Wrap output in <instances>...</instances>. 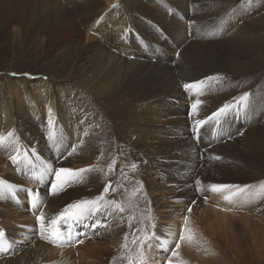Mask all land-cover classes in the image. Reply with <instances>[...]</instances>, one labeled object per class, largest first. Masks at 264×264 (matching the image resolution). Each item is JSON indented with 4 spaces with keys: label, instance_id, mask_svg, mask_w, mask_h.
<instances>
[{
    "label": "bare ground",
    "instance_id": "obj_1",
    "mask_svg": "<svg viewBox=\"0 0 264 264\" xmlns=\"http://www.w3.org/2000/svg\"><path fill=\"white\" fill-rule=\"evenodd\" d=\"M106 1L109 3L111 1L115 2V7L111 11L103 10L104 5L101 0H49L45 6L47 17L38 21L35 14L27 13L26 0H0V38L5 34L6 25H13L14 35H17L16 37L20 42L26 43L24 46L30 42L37 44L43 54H47L52 49L59 51L73 50L76 47L72 43L75 40H82L84 33H88V41L91 42L95 41L94 35L102 38L104 42L96 44L93 48L98 56L93 61L94 69L89 74H86L85 71L81 72L77 80L90 91L92 98L95 100L110 92L111 96L107 97V100L123 101L122 108L114 105L115 102L108 103L112 111L116 113L115 119L104 122V126L99 129L88 113L61 104L60 97L51 92L50 84L46 80L38 79L37 82H34L37 93L32 91L28 95L30 97L34 96L35 99L37 98L40 101L39 124L41 129L39 131L35 128L36 124L33 125L34 120L32 118L28 117V121L23 117L25 105L22 99H17L14 107L10 105L1 109L0 123H3L2 128L11 125L15 114L10 109H16L17 122L22 124L18 132L19 136H22L23 141L28 145V150L32 147L38 150L41 158L47 162L49 161L48 163L51 164L53 169L85 170L79 172L73 181L57 194H52V191L51 193H49L50 191L45 192L43 189L34 191L22 189L19 184H16L18 181L15 183V174L3 173L0 176V196L5 198V201L0 202V221L2 222H7V218L18 222L19 219L22 220V212H18L13 207L14 201L38 194L40 196L45 195L49 204L54 207L51 214L56 218L67 206L88 201L95 202V204L90 203L87 205L90 211L83 214L84 216L89 214L91 218L96 219L108 216L112 220L115 217L114 213L118 212L116 205L122 207L121 203H128L131 206L135 203L132 196L136 192L135 189L129 187L123 201L117 192L119 188L109 186L105 165L107 159H104V157L110 158L113 152L115 154V151L119 155V165L121 167L124 166L126 160L131 167L133 164L136 166L135 168H137V172L142 179L141 183L147 186V190L156 191L160 187H166L168 193L178 197L179 201H183V198L190 196L195 190L200 189L203 184L207 185L210 181L206 166H203L205 168L202 171H194L193 175V170L187 166L188 162H191L192 159L198 161L202 152L204 157H208L212 150L217 151L215 154L212 153L216 159H220L219 157L224 159L229 156V146H225L222 150L223 145L218 148H216L217 145L212 146L209 150L204 149L213 142L210 138H204V130L201 127L198 129L196 127V121L202 120L211 112L215 113L221 108L219 106H223L234 99L236 100L234 106L237 105L239 98L244 94L219 95L220 91L228 87L233 78L235 79V68L227 61L230 57L226 52L227 47L220 46L221 44L215 42H207L210 38L208 35H211L212 32L215 33L216 27H219L220 24H225L219 20L220 15L223 13L214 14L210 12L213 7L218 6L221 0H192V2L191 0L189 2L188 0H131L130 3L128 1L122 2V6L116 0ZM244 10L248 12V9L245 8ZM117 14L121 17L118 18L117 22L122 23H118L117 27L111 30L113 32L111 39H113L114 45L109 47L106 42L111 39H106L105 32L101 31L102 24L99 25V29H96V33L93 27L99 16L105 18L106 16H117ZM167 14H171V16L168 17ZM175 15L179 16L182 21L188 19L189 26L176 19ZM152 23L157 24L170 37L173 42H171V45H165L164 42L167 41L164 40L163 42L159 35L155 36L153 34L155 29L152 33ZM85 28L86 31H84ZM263 29L264 25L254 24L251 26L253 33ZM209 30L210 32H208ZM205 32L209 34H205ZM189 33L193 38L187 37ZM140 34L147 38L141 44H139ZM159 34L163 37L161 30ZM120 35L122 36L120 37ZM151 40L167 48L165 57L160 53L156 55L152 51L149 53L152 48L151 45H154L150 43ZM126 47L131 48L133 52L125 53ZM121 48H124L123 52ZM83 50L85 49L80 45L78 51ZM144 52H147L149 58L139 56ZM214 52L217 54L215 55ZM174 53L178 54L177 59H174L173 56L170 57V55H175ZM238 55L240 56L236 67H243L245 57L241 53ZM160 60L164 62L162 63ZM180 66H187L186 70L181 71L183 76L175 75ZM71 68L74 72V66ZM185 84H195L196 87L182 89ZM38 89L40 90L39 93ZM187 93L193 101L189 113H187L184 106L187 101ZM199 93L202 96L198 97L197 94ZM254 94L255 98L252 102L257 104V107L263 104V116H261V119L258 118L259 120L254 119L252 125L247 126V128L244 127L246 123L238 121L239 126L243 127L238 130L242 131L244 129V131L239 133L240 137L234 139L232 143L235 147H240L248 142L247 147L250 155L255 160L262 159L264 176V94L261 97V103H258V96H261L259 91L256 90ZM197 102L199 104L194 111L192 106ZM238 109L244 111L243 107H238ZM96 126L97 131H95ZM112 130H115L114 134ZM116 139L117 141H114ZM112 141L115 143L110 147ZM197 146H202L204 150L199 151ZM17 149L18 144L16 143L15 148L10 152L11 156L9 155L10 161L12 160L11 157H16L15 163L19 157V152H16ZM188 152L191 154L189 155ZM28 155L31 159H35L30 150ZM28 160L26 156L24 159L18 160L16 167L24 170L25 167L22 165L27 163ZM214 167L216 168V166ZM111 169L108 166V170ZM4 170V166L0 165V171ZM188 170H192V172ZM109 173L112 174V172ZM148 177H150V181L147 180ZM159 178H161V181H159ZM247 179L248 182H252L257 178L255 175H250L247 176ZM11 181L13 182L8 184ZM54 181L56 183V179ZM197 181H199V184ZM160 184L161 186H158ZM106 186H108V191H105ZM194 186L197 189H194ZM256 187V183L248 185L249 190H254ZM140 191L138 188L137 192L140 193ZM216 193L210 196L213 202L218 199V196H216L218 193ZM101 195H103V199H99ZM223 195L230 196L227 191ZM223 195L221 194V196ZM9 198L12 200L11 202L8 201ZM255 198L253 197V199ZM221 201H225V199L222 198ZM137 202L140 203L138 200ZM151 202L156 203V200L151 199ZM94 208L98 210H91ZM211 212L215 217L216 224L221 223H219L217 229L226 224L227 210L212 208ZM124 213L126 214V212ZM208 213L207 209L200 211L197 218H206ZM122 214L117 225L121 226L124 223V226L94 236L93 242L98 244L91 250L87 249V256H90V253H95L99 262H93L86 255H83L75 260L76 262H67L66 264H96L97 262V264H124L127 253L134 256L136 251L130 250L132 240L131 235L127 233L128 228L132 225L127 218H121ZM83 215L67 217L60 220L59 224L62 223L63 227L67 229L68 222H82ZM189 230L191 231V229ZM7 234H11V232ZM125 234L128 236V248L122 249L121 245L125 243ZM209 238H195V243L205 242L208 249L209 245H218L217 239L215 240L212 236H209ZM36 241H38L37 245L38 243L40 245L42 255L35 250L39 247L37 246L33 249L34 251L25 250L18 261L16 257L8 256L11 251L3 245L0 239V264H45L47 257L53 258L55 252H51L49 246L42 244L39 240ZM110 242H118V244L115 247L114 244H111L110 248H99L101 244ZM188 248L190 247L185 249ZM145 251L151 255L154 253L151 246H148ZM35 252L37 254H34ZM46 252L50 254L46 256ZM188 260H184V262L187 263ZM175 264H183V260Z\"/></svg>",
    "mask_w": 264,
    "mask_h": 264
},
{
    "label": "rangeland",
    "instance_id": "obj_2",
    "mask_svg": "<svg viewBox=\"0 0 264 264\" xmlns=\"http://www.w3.org/2000/svg\"><path fill=\"white\" fill-rule=\"evenodd\" d=\"M48 1L49 0H26L27 13L35 14L38 21L46 18L47 14L45 6ZM101 1L104 5L103 10L111 11L115 7V2L113 3L111 1V3H109L106 0ZM116 1L120 3L121 6L124 1H128V3L131 2V0ZM245 8L248 9V12L244 10ZM169 12L171 13V11ZM210 12L214 14L223 13L220 15L219 20L225 24H220L219 27H216L215 33L212 32L214 35H208L210 38L207 42H215L221 44L220 46H226V52L230 56L227 61L235 68V79L233 78L231 82H229V86L222 89L219 95L224 96L225 94L231 93L233 96L235 93H248L250 96L247 103L248 105L243 107V112L240 111L238 107L234 106L236 103V100L234 99L227 103V105H233L234 107H232L233 109L231 108L232 110L228 111L226 114L221 115L217 119L209 120L213 115L211 112L202 119L203 121H206V123L200 126L201 129L204 130L203 136L205 139L210 138L211 142H213L211 145H208L207 148H203L209 150L212 146L214 147L217 145L216 148H218L220 145H223L221 148L222 150L225 146L230 147L229 156L227 158L222 159L219 157L220 159H216L212 153L215 154L217 151L212 150L208 157H204L202 152L198 161L192 159L191 162L187 163L189 169L193 170V175L194 171H202L203 168H205L203 166H206L210 176L209 183L207 185L203 184L199 191V188L197 189L194 186V189L197 190L191 194L192 196L188 195L183 198V201H179L180 199L178 197L170 195L168 193V188L166 187H160L159 189H156V191H149L147 190V186H144V184L142 185V179L137 172V168L131 167L127 160L124 162L123 167L119 165V155L117 151H115V154L113 152L110 158L104 157V159H107V164H105L108 175L107 181L110 183L109 186L111 188L114 186L119 188L117 192L120 194V198L123 201L128 188L131 187L135 189L136 192L132 196L135 201L134 204L130 206L128 203H121L123 211H120L119 208H117L118 212L114 213L115 217L112 220L108 216L99 219L91 218V215L88 214L85 216L83 215L84 219L82 222H68L67 229L63 227L62 223L59 224V220L56 227L61 232L62 239L57 243H51L42 238L40 223L37 220L38 217L42 216L45 226L47 227L48 222L56 219V216L51 214L54 207L49 204L45 195H36L37 203L35 205L31 202L33 195H31L30 198L14 201L13 207L18 212H22L21 216L23 219H19V222L14 219L9 220L8 218L6 219L7 222L0 221V231H3L5 234L3 238H0L1 242L11 251V254L8 256L11 255L16 257L19 261L25 250L34 251L33 249L37 246L39 247L35 250H37V252L39 251L42 255L40 245L39 243L37 245L38 241H36L39 240L42 244L49 246L52 250L51 252H55L53 258H50L49 256L47 257L45 264L73 263L83 255H86V257L93 262L98 261L95 253H90V256H87L86 254L87 249L91 250L96 244H98L93 242L94 236H97L104 231H114L117 228L124 226V223H122L121 226L117 225V223L120 221V215L126 212V214H122L121 218H127L132 225L127 230V233L131 235L132 240V247L130 250L138 251L140 247L139 240H142L145 235L150 237L146 242V246H144L146 264H169V261L171 260H173L171 264L178 263L180 260H183V264H264V176L262 171V159L255 160L250 155L247 147L248 142L240 147H235L232 143L234 139L240 137L239 133L244 131V129L242 131L238 130L243 128L239 126V122L246 123L244 127L247 128V126L252 125L254 119L259 120L261 119V116H263V104L257 107V104L252 101L255 98L254 93L256 90L259 91V95H261L258 96V103H261V97L264 94V29L253 33L251 26L254 24L264 25V0H221L218 3V6L213 7ZM167 16L170 17L171 14H167ZM175 17L179 21L181 20L179 16L175 15ZM118 18H121L118 14L117 16L112 15L109 17L106 16L105 18H100L99 16L97 18L98 21H96L93 27L95 30L94 32L96 33V29H99V25L102 24L100 29L102 28L101 31L105 32L106 39L110 40L113 35L111 30L117 27L118 23H122L117 22ZM182 22L189 26L190 22L188 19H184ZM12 27L13 25H6L5 34L0 38V112L5 106L8 107L11 105V107H14L15 101L17 99H22L25 105V111L22 114L23 117L28 121L29 118H32L34 120L33 125L36 124L35 128L39 131L41 129V125L39 124L41 108L40 101L37 98L36 100L34 96L30 97L28 93L32 91L37 93L34 82H37L38 79H42L50 84L48 85L50 86L51 92H54V95L60 97L61 104L64 106H71L75 109L84 110L93 118L99 129L101 126H104V122L115 119L116 113L112 111V108L109 107L108 103L115 102L114 105L118 108H122L123 101L116 102V99H113L112 101L107 100V97L109 98V96H111L110 92L101 95L102 98L95 100L92 98L90 91H88L87 88L77 80L81 72L85 71L86 74H89L91 70L94 69L93 61H95L98 56L93 48L96 44L104 42L102 41V38H98L97 35H94L93 38L95 41L91 42L88 41V33H84L82 40H75L72 43V45L76 47L73 48V50L59 51L52 49L49 50L47 54H43L37 44L35 45L30 42L24 46L26 43L18 40V37H16L17 35H14L13 33ZM158 27L157 24L152 23V33L155 29L153 34L155 36L159 35L163 42L164 40L167 41L164 42L165 45H171L172 40L170 37L162 28L160 29V27ZM86 30L87 29L85 28L84 31ZM160 30L162 31L163 37L159 34ZM208 32H210V30ZM205 34L209 33L205 32ZM121 36L122 35H120V37ZM143 36L140 34L139 44L147 39ZM187 37L190 38L191 33H189ZM153 42V40L150 41V43L154 45H151L152 48L149 53L152 51L155 55L160 53L165 57L167 48L156 41ZM80 45H82L85 50L79 52L78 48ZM106 45L112 47L114 45L113 39L106 42ZM123 50L124 48H121L122 52ZM126 52L132 53L133 51L131 48L126 47L125 53ZM240 53L245 57V64L243 67H236V63L239 62L238 57L240 56L238 54ZM174 54L175 55H170V57L173 56L174 59H177L178 54ZM216 54L217 53H215V55ZM139 56L149 58L147 52H144ZM160 61L162 63L164 62L162 60ZM73 66L75 69L74 72L76 73H74L71 68ZM186 68L187 66H180L176 70L178 72H176L175 75L183 76L181 71L186 70ZM182 89H185L184 85ZM39 92L40 90L38 89V93ZM186 96L187 101L184 103V106L186 107L187 113H189L193 101L188 97V93ZM197 96L200 97L202 94L199 93ZM117 98L119 97L117 96ZM223 106L219 107L222 108ZM10 111L15 114L11 125L2 128L3 123H0V136L7 137L4 143L0 145V159H2L0 165L5 168L4 171H0V176L3 175V173L15 174V183L18 181L16 184H19L20 188H25L31 191L43 189L45 192L50 191L49 193H51L52 184L55 183V169H53L51 164L48 163L49 161L47 162L41 158L38 150H35L34 147H30L31 149L29 150L32 152L35 159L33 160L30 158L28 155V145L23 141L22 136H19L18 134L22 124H18L17 122V111L14 108L10 109ZM97 126L95 131L98 130ZM8 133H12L13 135L8 137ZM112 133L114 134L115 130H112ZM114 141H117V139ZM114 141L110 143V147L114 145ZM16 143L18 144L16 152H19V157L16 162L17 164L15 161H10V152L15 148ZM102 145L104 146L103 143ZM197 147L199 148V151L204 150L202 149V146ZM190 152H188L189 155L191 154ZM22 156H24V158L26 156L29 159L27 163L22 165L25 167L24 170L16 167L18 165V160L24 159ZM191 156L189 157L191 158ZM109 159L111 160L109 161ZM120 159L125 160L124 158ZM108 166L112 169L108 170ZM214 166H216V168ZM192 170L188 171L192 172ZM109 172H112V174ZM159 175L163 176L162 174ZM250 175H255L257 179L248 182L247 176ZM159 179V181H161V178ZM147 180L150 181V177H148ZM12 182L13 181L8 184H11ZM252 183H256L257 187L254 190H249L248 185ZM211 184L237 185L240 186L241 189H244L235 195H232L236 192V189L234 188L221 191L222 193H220L222 195L227 191L231 196L230 200L225 201H221L225 195L221 196V194L217 192L218 195L216 196H218V199L213 202L210 196L214 192L209 190ZM158 186H161V184ZM138 188L141 190L140 193L137 192ZM149 197L155 199L156 203H152ZM253 197L256 198L253 199ZM137 200L140 203H138ZM2 201H5V198L0 196V202ZM8 201L11 202L12 200L9 198ZM212 208H222L228 212V217L225 219L226 224L218 229L217 226L220 222L216 224L215 217L211 212ZM189 209H191V211H189ZM206 209L209 211L206 218L198 219L197 217H199L198 214L200 211ZM25 221L27 222L25 223ZM185 227L192 231L193 239L191 241H188L187 239L181 240L182 233L187 235V233H185ZM209 227L211 229H207ZM7 229L9 230L7 231ZM8 232H11V234H7ZM43 235H47V232ZM209 236H212L215 240L217 239L216 242L218 245H209L208 249L205 242V244L203 242L195 243V238L200 239V237H204L210 239ZM5 238L9 240H6ZM134 240L137 241L136 244H133ZM183 243L185 244L183 245ZM111 244H114L115 247L118 242L101 244L99 248H110ZM177 244H179V248H177ZM148 246H151L154 249L153 255L146 253L145 250ZM186 247H190L188 248L189 251L188 249H185ZM173 252L176 253V256L172 255ZM34 254L37 253L35 252ZM49 254L50 253L46 252V256ZM127 254L129 256V253ZM127 254L125 255L124 264H128V259L126 258L128 257ZM202 257H204V259H202ZM184 260H188L187 263H185Z\"/></svg>",
    "mask_w": 264,
    "mask_h": 264
},
{
    "label": "snow or ice",
    "instance_id": "obj_3",
    "mask_svg": "<svg viewBox=\"0 0 264 264\" xmlns=\"http://www.w3.org/2000/svg\"><path fill=\"white\" fill-rule=\"evenodd\" d=\"M184 87H185V89H188V88L196 87V85L195 84H185ZM248 100H249V94L244 93L239 98L238 104L235 106L236 107H244L247 105ZM198 104H199V102H197V104H193L192 107H193L194 111L198 107ZM232 107H234V106L233 105H227V104L224 105L216 113H213L212 117H210L209 119H217L221 115L226 114L228 111H230ZM204 123H206V121H203V120L196 121L197 129L201 125H203ZM12 135H13L12 133H8V137H11ZM6 138L7 137L0 136V145H2L4 143ZM11 159L13 161H15L16 157L13 156V157H11ZM132 167L135 168L136 166L133 164ZM89 170H91V169H89ZM54 171H55L56 183L52 184V194H57L59 191H62L65 186H67L69 183H71L73 181V179L79 174V172H82L85 170L73 171L71 169L60 168V169L54 170ZM197 183L199 184V181H197ZM232 188L236 189V192H234L232 195H235L236 193L243 191V189H241L240 186H237V185H215V184L210 185L209 190L216 193V192H221L225 189H232ZM199 190H201V189H198V191ZM105 191H108V186H106ZM99 199H103V195H101V197H99ZM224 199L230 200L231 196L226 195L224 197ZM32 203H33V205H35L37 203V197L35 195L32 196ZM90 203L93 205L95 204V202L84 201V202H78L76 204H72V205L67 206L64 209V211L62 213H60V215L56 219H53L52 221L48 222L47 227L45 226V223L43 221L42 216L38 217L37 220L40 223L42 238L50 241L51 243H57L58 241H60L62 239V234L58 230V228L56 227L58 221L63 220L67 217H75L77 215L85 214L86 212L90 211V209L87 207V205H89ZM116 207H118L120 211H123V208H121L119 205H116ZM91 210H98V209L94 208ZM189 211H191V209H189ZM45 232H47V235H43ZM185 233H187V235L182 234L181 240L187 239L188 241H191L193 239L191 231L189 229L185 228ZM4 235H5L4 232L0 231V238H3ZM149 239H150V237L145 235L142 240H139V245H140L139 250L136 251L134 256L129 255L128 257H126L128 259V264H146V256H145V252H144V246ZM127 240H128V236H127V234H125V243L121 245L122 249L128 248ZM136 243H137V241L134 240L133 244H136ZM177 248H179V244H177ZM172 255L176 256V253L173 252ZM169 264H171V261H169Z\"/></svg>",
    "mask_w": 264,
    "mask_h": 264
}]
</instances>
